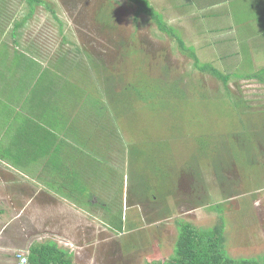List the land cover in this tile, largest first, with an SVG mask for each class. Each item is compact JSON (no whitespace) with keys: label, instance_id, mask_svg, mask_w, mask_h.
<instances>
[{"label":"rangeland","instance_id":"374dc122","mask_svg":"<svg viewBox=\"0 0 264 264\" xmlns=\"http://www.w3.org/2000/svg\"><path fill=\"white\" fill-rule=\"evenodd\" d=\"M45 1L55 15L37 6L17 30V45L11 31L29 6L0 0V117L19 110L25 97H110L118 114V136L96 134L98 146L111 149L112 170L93 182L106 205L87 209L86 219L73 224L75 241L94 237L76 262L164 261L174 252L179 221L206 228L221 218L228 254L263 255L264 81L235 73L264 66V0H149L202 62L230 75L227 85L195 67L176 36L137 14L129 0ZM19 60L20 67L13 65ZM46 67L43 92L39 73ZM79 110L69 112L75 126L66 133L72 138L77 130L83 140L89 125ZM25 172L0 162V264H18L16 253L28 255L36 242L53 238L64 247V237L51 232V204L35 221L34 200L18 197L30 177Z\"/></svg>","mask_w":264,"mask_h":264},{"label":"trees","instance_id":"16d2710c","mask_svg":"<svg viewBox=\"0 0 264 264\" xmlns=\"http://www.w3.org/2000/svg\"><path fill=\"white\" fill-rule=\"evenodd\" d=\"M222 1L211 0L210 4ZM26 2L29 11L22 20L15 22L11 31L17 45H19L17 30L33 15L37 6L45 5L55 15L52 6L45 0H26ZM129 2L137 6V14L143 12L150 15L162 32L176 36L180 49L194 60L195 67L204 72H211L212 75L221 79L226 85L228 84L230 75L224 74L211 62H202L196 49L185 44L179 34H176L174 28L164 22L163 15L155 9L149 0H129ZM34 61V63L37 62ZM13 65L20 67L21 60ZM48 69L46 67L42 75L39 73V77H44L40 79L42 81L40 88L43 92L48 89L45 85L50 75ZM253 70L255 69L251 68L250 72L241 73L238 68L235 75L256 77L264 81V66L257 69L258 71L253 72ZM49 84H54V82L52 81ZM138 98L144 99V97ZM72 104L74 105L70 110L69 107ZM78 108L79 111L86 112L84 119H88L85 122L89 125L86 138L83 140L77 130L73 132L72 138L66 133V126H69L71 130L72 126H75L69 121L71 119L69 114ZM107 108L113 109V112H106ZM115 108L116 105L110 97H107L106 100L103 97L95 99L91 97L21 98L20 109L6 115L0 124V162L6 160L16 169L20 168L31 175L41 166L44 171L39 177L45 182H49L48 185L58 190V192H63L62 187L67 186L68 191L65 194L70 200L77 204L86 205V200L92 199L96 193L93 194V191L90 190L92 175H97L96 179L103 178L104 172L108 173L112 170L111 149L100 147V143L98 146L96 134L98 130H102L112 132L115 137L119 135L114 131L115 128H118L115 125L116 118L118 119V114L114 111ZM79 123L81 124L80 121ZM68 138L72 140L69 141ZM74 141L75 143H73ZM54 175H57V177H54ZM61 176L67 183L61 182ZM59 178L60 180H57ZM111 222L118 230L120 229L119 231L122 230L121 221L116 223L111 220ZM179 223L178 236L172 256L167 260L151 264H264V254L258 257L237 258L228 254L226 249V225L223 218L219 223L206 228L196 227L185 220L179 221ZM28 264L77 263L74 262L73 255L68 249L60 246L57 241L49 239L36 242L30 246Z\"/></svg>","mask_w":264,"mask_h":264},{"label":"crops","instance_id":"0c3cea01","mask_svg":"<svg viewBox=\"0 0 264 264\" xmlns=\"http://www.w3.org/2000/svg\"><path fill=\"white\" fill-rule=\"evenodd\" d=\"M2 45L6 46L7 49L10 47V46H8V43H4V44L2 43ZM15 50H17V49H14L12 51L13 54H14ZM8 55H10V51H9ZM12 68L14 69L13 65H12ZM7 100H9L12 103L17 102L16 100H12V99L11 100L7 99ZM5 117H6V115L5 116L2 115L0 117V124L3 122ZM43 171H44L43 168L42 169L41 168L36 169L34 174H32V175L30 174V177H27L28 179L26 180L24 185L19 186V190L17 189L18 190V197H21V198L29 197L30 203H32V201L34 200V205L30 209L32 212H36V213H33L35 215V217H32L35 221H36L37 212L39 210H41L40 207H42L44 205L46 206V205L51 204L50 209L52 208V212H53L52 216L53 217L50 218V220L54 224V226L51 229V232L56 233V234H60L64 237V239H63L64 240V243H63L64 247L63 246L62 247L65 249H68L72 253L73 260L75 263L81 264L80 262H76V260H75L76 254L79 253V250L81 248H83L85 246V244H87V246L89 248H91V244H89V243L94 241V237H88L87 243H86V241L84 242L83 240L75 241L74 239L77 238V234L72 232V231L76 230V228H72V227H74L73 224L79 223V221L83 218L86 219L85 215H83V213L87 209L94 208L95 210H97L100 206L104 205L103 203L100 202V200L102 199L101 195L106 194V193H102V192L97 191L95 189V185H93V182L99 181V178L96 179L95 181L92 179V180H90V190L93 191V192L91 191L93 194H94V192H96L94 194V197L92 199H87L88 201L86 200V205L85 204H77L74 201L70 200V198L67 196V194H65L68 191L67 186L62 187L63 192H58V190H56L55 188L44 183L45 181L39 177L41 174H43ZM61 182L67 183L66 180L63 179V176H61ZM103 199H106V197ZM4 212H5L4 210L0 209V215H2ZM61 217H62V222L59 223L60 222L59 219ZM93 226H92V228L94 230H96L97 228H98L97 230H99V227L96 226V222H93ZM65 228H67L66 231H68V232L71 231L72 233L68 234L65 231V234H64L62 231H64ZM104 230L107 231L108 229L105 228ZM109 231H110V228H109ZM75 242L77 244L76 246L74 244ZM31 245L32 244H30V246Z\"/></svg>","mask_w":264,"mask_h":264},{"label":"built area","instance_id":"2783aa9c","mask_svg":"<svg viewBox=\"0 0 264 264\" xmlns=\"http://www.w3.org/2000/svg\"><path fill=\"white\" fill-rule=\"evenodd\" d=\"M16 259L18 264H28V255H26L25 253H23V251H18L16 253Z\"/></svg>","mask_w":264,"mask_h":264}]
</instances>
